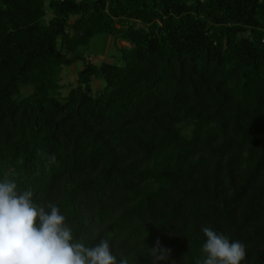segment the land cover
Returning <instances> with one entry per match:
<instances>
[{"label": "trees", "instance_id": "1", "mask_svg": "<svg viewBox=\"0 0 264 264\" xmlns=\"http://www.w3.org/2000/svg\"><path fill=\"white\" fill-rule=\"evenodd\" d=\"M4 179L129 264H196L202 225L264 264V0H0Z\"/></svg>", "mask_w": 264, "mask_h": 264}, {"label": "clouds", "instance_id": "2", "mask_svg": "<svg viewBox=\"0 0 264 264\" xmlns=\"http://www.w3.org/2000/svg\"><path fill=\"white\" fill-rule=\"evenodd\" d=\"M33 197L31 189H18L14 180H0V264H129L127 256L117 258L110 238L96 239L90 246L55 203L39 204ZM200 231L205 239L196 264L245 260L244 243L210 226L202 225ZM153 250L157 261L167 259L164 250Z\"/></svg>", "mask_w": 264, "mask_h": 264}, {"label": "rangeland", "instance_id": "3", "mask_svg": "<svg viewBox=\"0 0 264 264\" xmlns=\"http://www.w3.org/2000/svg\"><path fill=\"white\" fill-rule=\"evenodd\" d=\"M121 46H127V43L120 40L114 41L109 35H100L95 38L86 55V60L99 65L103 61H110L115 64L119 63L118 48ZM83 68L82 62H76L69 67H64L61 71V97H65L72 87L77 84V74ZM103 81L101 79L94 78L92 81V94H96L102 87ZM30 92L29 89H22V95H26Z\"/></svg>", "mask_w": 264, "mask_h": 264}]
</instances>
